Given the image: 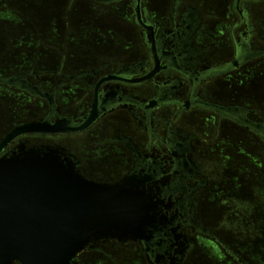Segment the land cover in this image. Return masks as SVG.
<instances>
[{"label": "flooded vegetation", "instance_id": "obj_1", "mask_svg": "<svg viewBox=\"0 0 264 264\" xmlns=\"http://www.w3.org/2000/svg\"><path fill=\"white\" fill-rule=\"evenodd\" d=\"M251 1L224 0L222 18L205 0H95L119 9L133 49L96 52L78 69L63 62L43 73L48 87L32 72L0 76L44 107L0 129V172L30 151L55 153L76 177L123 187L150 208L137 237L100 231L72 264H189L201 241L235 258L227 243L242 244L243 196L226 173L236 157L220 145L239 151L245 134L264 154V117L242 95L257 87L242 74L264 61V20ZM64 120L75 131L9 139L22 125ZM216 160L226 167L218 174Z\"/></svg>", "mask_w": 264, "mask_h": 264}, {"label": "rangeland", "instance_id": "obj_2", "mask_svg": "<svg viewBox=\"0 0 264 264\" xmlns=\"http://www.w3.org/2000/svg\"><path fill=\"white\" fill-rule=\"evenodd\" d=\"M158 1L146 3L155 6ZM205 1L216 15L224 18L221 8L224 0ZM231 1L233 4L234 0ZM250 4L254 16L259 14L263 21L264 0H252ZM123 29L119 9H106L95 0H0V76L58 72L63 62L67 69H78L90 63L96 52H120L128 50V46L133 49V42L129 45L124 39ZM248 71L249 75L242 74L243 84L257 87L252 88L253 92L244 88L243 104L257 109L264 117V61L253 64ZM46 79L43 75L41 82L45 85ZM43 108L41 101L26 93L0 86V129L12 119L42 116ZM208 128L214 130L215 124H209ZM238 139L242 144L239 151L230 141L222 142L220 147L236 157H230L232 171L226 173L234 174L231 182L238 179L242 189V238H238L242 244L227 243L236 255L233 258L215 243L201 241L200 252L191 257L189 264H264V154L250 136L242 134ZM224 162L216 160L217 166L212 165V170L218 174L222 170L219 164L226 168Z\"/></svg>", "mask_w": 264, "mask_h": 264}, {"label": "water", "instance_id": "obj_3", "mask_svg": "<svg viewBox=\"0 0 264 264\" xmlns=\"http://www.w3.org/2000/svg\"><path fill=\"white\" fill-rule=\"evenodd\" d=\"M91 119L87 125H89ZM75 131L67 120L20 126L24 133ZM0 174V264H72L100 231L138 236L148 205L123 187L90 183L70 173L55 153L30 151Z\"/></svg>", "mask_w": 264, "mask_h": 264}]
</instances>
